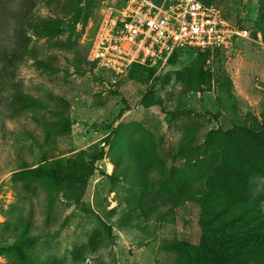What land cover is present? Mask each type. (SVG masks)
I'll list each match as a JSON object with an SVG mask.
<instances>
[{
	"label": "rangeland",
	"instance_id": "rangeland-1",
	"mask_svg": "<svg viewBox=\"0 0 264 264\" xmlns=\"http://www.w3.org/2000/svg\"><path fill=\"white\" fill-rule=\"evenodd\" d=\"M207 1L252 38L212 54L201 89L190 49L137 78L90 65L122 0H0V51L19 54L0 62V264H184L185 243L229 237L230 264H264V0ZM19 8L58 31L19 37ZM96 145L73 193L25 172ZM27 219L38 240L15 255L6 230Z\"/></svg>",
	"mask_w": 264,
	"mask_h": 264
},
{
	"label": "built area",
	"instance_id": "built-area-1",
	"mask_svg": "<svg viewBox=\"0 0 264 264\" xmlns=\"http://www.w3.org/2000/svg\"><path fill=\"white\" fill-rule=\"evenodd\" d=\"M251 31L237 26L217 5L201 0H122L105 5L91 38L87 60L117 76L134 64L159 68L181 49H210L229 53L251 39ZM258 41L264 44L258 34Z\"/></svg>",
	"mask_w": 264,
	"mask_h": 264
},
{
	"label": "trees",
	"instance_id": "trees-1",
	"mask_svg": "<svg viewBox=\"0 0 264 264\" xmlns=\"http://www.w3.org/2000/svg\"><path fill=\"white\" fill-rule=\"evenodd\" d=\"M201 1H203L208 5L220 6L218 4L211 3L207 0H201ZM12 16L21 24L20 28L17 30L18 36L28 40H29V36H28L29 33H32L39 39L46 40V39H50V37H52L58 31L56 28V24L52 19L42 18L41 16L38 17L33 14L26 15L25 13L21 12L20 8L16 12H13ZM24 26H27V28ZM263 40H264V32H263ZM193 51L197 52L198 54L196 60L199 64V75L203 80L200 88L203 89V83H205V77L210 75V67L207 64V62L210 60L213 53L211 52L210 49H198L196 51L195 50ZM18 56H19L18 51L13 53L0 51V62L6 65L8 62L12 60V58H16ZM88 62L93 68L98 67L96 63L90 61ZM155 69L156 68L148 67L141 64H134L130 68L128 74L130 78H137L140 75H145L146 73L149 72L151 73ZM97 152H98V146L96 145L91 147L90 150L83 152V156L88 157V159L81 158L74 162H69V161L67 162L60 160L53 162L51 164H47L42 168L34 169L31 172H28L27 170L25 172L27 174H31V175L33 174L34 176H36L37 181H39L41 184L47 181V184L51 186L52 190L55 189L57 190L61 186L62 188L63 187L66 188L67 193H73L74 186L84 187L85 182L88 180V178L91 176L93 172L94 162L102 158L104 154L103 151H100L99 154L96 157H94ZM91 158H93L92 161H90ZM82 196L83 194H80L78 196V199H80L81 202H82ZM178 197H180V195H178ZM6 231H12L14 234H16L15 235L16 242L13 247L14 249L13 253L15 255H22L23 249L26 246L38 240V237L36 235L31 234L32 231L31 221L29 219L21 221L18 225L11 226ZM257 235H260V233H258ZM262 236H264L263 232H262ZM235 238L238 239L237 236H235ZM205 241L206 240L204 239L203 242H201V244L199 245H190L188 243H185L182 246L181 258L184 260V264H230L227 256L228 253L226 254L223 248L221 247L222 245L225 246L228 243H230L231 241L230 237L222 240L221 242L222 245H220L219 243H214L213 248H211L210 246L208 247L207 245L208 242Z\"/></svg>",
	"mask_w": 264,
	"mask_h": 264
},
{
	"label": "water",
	"instance_id": "water-1",
	"mask_svg": "<svg viewBox=\"0 0 264 264\" xmlns=\"http://www.w3.org/2000/svg\"><path fill=\"white\" fill-rule=\"evenodd\" d=\"M152 2L157 6H161L163 0H152Z\"/></svg>",
	"mask_w": 264,
	"mask_h": 264
},
{
	"label": "clouds",
	"instance_id": "clouds-1",
	"mask_svg": "<svg viewBox=\"0 0 264 264\" xmlns=\"http://www.w3.org/2000/svg\"><path fill=\"white\" fill-rule=\"evenodd\" d=\"M254 194H256V193H254Z\"/></svg>",
	"mask_w": 264,
	"mask_h": 264
}]
</instances>
